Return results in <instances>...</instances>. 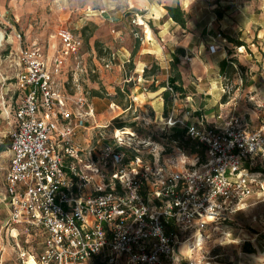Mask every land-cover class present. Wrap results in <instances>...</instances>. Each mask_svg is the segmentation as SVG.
<instances>
[{"label": "built area", "instance_id": "obj_1", "mask_svg": "<svg viewBox=\"0 0 264 264\" xmlns=\"http://www.w3.org/2000/svg\"><path fill=\"white\" fill-rule=\"evenodd\" d=\"M56 36L51 56L36 44L19 55L5 227L11 237L26 236L28 247L14 264H183L179 248L195 229L226 221L264 189V172L256 170L264 166V122L249 128L237 112L222 125L170 116L167 128L179 125L203 144L206 162L180 147V155L161 157L164 147L136 130L115 129L110 140L96 130L82 144L77 138L90 130L94 109L83 93H67L60 76L84 41L68 28ZM209 49L215 53L219 45ZM115 59L109 54L105 67ZM167 88L174 100L180 97ZM187 264L195 262L189 257Z\"/></svg>", "mask_w": 264, "mask_h": 264}, {"label": "rangeland", "instance_id": "obj_2", "mask_svg": "<svg viewBox=\"0 0 264 264\" xmlns=\"http://www.w3.org/2000/svg\"><path fill=\"white\" fill-rule=\"evenodd\" d=\"M62 1H66L64 6L61 4ZM57 2V0H17L16 5H11L8 1L4 6H0V95L1 90L9 87V84L15 79L18 71L16 64L19 60L21 47L36 44L48 54H51L53 47L57 46H54V44L58 43L56 37L57 31L61 27H68L72 32L82 35L84 47L78 58L75 56L68 58V66L65 67L60 80L61 87L72 95L83 93L89 100L93 96L94 91L97 90L101 94L99 97H102L106 103L109 100L108 93L112 92V95H115L118 87L128 90L125 96L120 97L119 100H122L124 105L131 104V108L124 114L116 116V114L124 109L123 104H117L118 106L110 105L107 112L99 117L97 116L94 122V124L107 125V128L103 130L106 134V140H110L115 134V129L122 128L123 130H128L130 128L129 126L120 127L122 124H134L140 138L146 137L148 141H155L164 147V154H161V157L167 158L168 156L175 157L180 155L178 146L164 136L165 134H169L168 132H171L169 128L161 131L160 129L153 128L152 123L150 126L145 125L144 127V114L142 113L144 106L135 105L132 99V90L135 83L139 82V79L148 90H153V87L158 88L161 84L155 80L153 81L151 77H145V71L142 73L140 71L143 64H140L139 61L146 59L147 67L145 68H148L149 72L155 70V74L161 73L160 69H157L159 65L155 58L139 54L145 32L136 25V22L137 18L141 16L149 23L150 17L147 14L148 11L145 8L137 6L131 7L127 0H118V3H112L109 0H59V3ZM89 2H93L94 7L105 8L106 11L103 13L98 11L93 12L97 13V15L93 16L94 19H91V21H86L88 25L85 27L87 29L83 30L80 17L85 15L83 9ZM197 2L202 7L206 3V0H197ZM111 6H115V8L111 9ZM184 12L188 20L191 12L185 9ZM111 13L118 15L117 20L110 21L108 19ZM3 17L7 21H4ZM115 28L123 36V39H118V44L129 46L131 54L129 61L124 63V67L121 66L122 61L116 58L113 61L112 67L107 68L103 60H98V56L108 57L109 53L113 50L109 49L108 44L110 40L114 41L112 29ZM233 46L228 50L229 56L230 59H237L236 56L240 55L239 48L241 46H235L234 44ZM115 48L117 49V46ZM242 52L254 65L252 68H249L237 64L236 71H238V74L234 76L228 73L227 77L223 78L222 84L229 86L230 92L236 89V82L238 84L242 82L243 85L250 84L253 81L252 76L256 80H259V82L260 80L264 81V43L261 44L257 39H253L250 43H246ZM172 62L170 63L172 64ZM188 62V58L181 59L179 64L176 63L178 70L186 71ZM120 66V76L126 74L129 77L128 80H121L119 83L109 82L108 84L105 75L114 72L115 68ZM136 68H139L140 75L142 74L144 79L148 81L141 79V76L139 78V75L135 73ZM164 74L166 75V72ZM168 85L172 86V81L165 79L166 89H168ZM188 92L186 91V93ZM185 95H180V97H184ZM257 100L249 101L248 99L246 103L249 107L257 109L256 111L260 114V110H264V107H259L257 103H261ZM98 102L101 103L102 101L98 100ZM0 107H2L1 103ZM105 108L107 107H102V109ZM145 109L152 116L153 110L148 107H145ZM113 116L115 117L112 118ZM245 121L249 128L256 125V122L251 121L248 116H246ZM6 125L7 121L0 114V144L7 140L8 145H11L13 130H6ZM134 130L131 129V131ZM147 151H150L149 148ZM185 154L193 160L194 155H190L187 152ZM152 158L151 154L147 155L149 161ZM8 163V153L0 152V264H14L20 248L28 247L24 239L26 236L24 237V235L19 234L18 237H11L6 232L5 222L8 217V208L2 199V192L4 191L3 179ZM261 179L264 181V176ZM245 206V208L238 210L226 221L218 225L213 224V227L208 226L203 228L201 230L202 234L197 233L199 232L197 229L191 233V235L193 234L192 239L186 245L189 244L188 248H190L192 243L195 247L192 252V255L196 254L195 264H209V261H212L214 253L218 252L223 254L219 258L228 259L230 255H237L240 251L247 250L250 247L248 245L250 244L248 241L250 238H255L258 234L259 238L264 237V189L257 191L249 197L245 201ZM239 238H242L240 243L234 241ZM252 253L259 255L260 251L255 250Z\"/></svg>", "mask_w": 264, "mask_h": 264}, {"label": "crops", "instance_id": "obj_3", "mask_svg": "<svg viewBox=\"0 0 264 264\" xmlns=\"http://www.w3.org/2000/svg\"><path fill=\"white\" fill-rule=\"evenodd\" d=\"M8 1L11 5H16L17 3V0H0V6H4V4ZM57 1V3H59V0ZM109 1L112 3H118V0ZM127 1L131 7L137 6L139 8H145L148 11V16L150 17L149 23L144 20L145 24H148L150 27V30H146L145 25H141L139 22H136V25H138V27L143 29L145 32L142 46H140L139 49V54L141 56H151L155 58L157 60V64L159 65L161 73L151 75L150 77L153 81L155 80L157 83L161 84L165 83V79L172 81L173 78L170 62L173 61L179 64L181 59H189L188 68L186 71H181L183 77V87L189 92L186 93L184 97L172 100L167 114H165V99L163 97V92L166 89L165 86L159 85L156 90H148L144 87L142 82H140V79L138 83H135L132 90V99L135 105L141 107L144 106V111H142L144 114V127L145 125L150 126L152 123L153 128L160 129L161 131L164 129L166 130L167 122L170 116H173L185 123L206 120L213 125H222L224 120L232 112L242 114L245 119L246 116H248L251 121L256 122V125L251 127L252 129H257L261 126L264 122V110H260L259 114L256 111L257 109L255 110L249 107L246 102L248 99L249 101L258 99L257 101L264 104V81L260 80L259 82V80H256L252 76L253 81H251L250 84L243 85L242 82L241 84L236 82V89L231 92L229 91V94L224 91V85L222 83L223 78L227 77L228 73L233 74L234 76L238 74V71H236L237 64L239 66L249 68H252L254 65L246 55L242 54L245 46H241L239 48L240 55L236 56L238 59H236L237 63L231 67V59L228 50L234 47V43L229 41L227 38H239L238 40L246 43H250L253 39H257L259 43H264V0H206V3L202 7H200L197 0ZM65 3L66 1H62L61 4L64 6ZM167 6H179L182 10L185 9L188 12H191L185 26L180 25L170 17L166 8ZM111 7V9L115 8V6ZM83 10L85 15L80 17L82 20V29L88 25L86 21H91V19H94L93 16L97 15V13L93 12L98 11L103 13L106 11L103 7H94L93 2L87 3ZM114 14L111 13L109 15L108 19L110 21L117 20L118 15ZM138 19L139 18H137V20ZM3 20L7 21L4 17ZM112 31L114 33V41L110 40L108 47L113 50L109 54H116V58H119L122 61L121 66L124 67V63L129 61L131 48L125 44H118V39H123V36L119 34V30L116 28L112 29ZM76 35L82 37L81 34ZM57 41L58 43L54 44V46H58L60 44L58 38ZM211 44L219 45V49L215 53L210 52L209 46ZM115 46H117V49ZM56 47H53L51 54H48L43 48L42 49L46 54L51 56ZM104 58L106 57H102L101 55L98 56V60H103ZM145 61L146 59L139 61L140 64H143V67L140 70L141 73L144 72L146 69L145 67H147ZM16 65L18 68V74L21 70L19 67V60ZM66 66H68V64ZM121 66L115 68L114 72L105 75L108 84L109 82L119 83L121 80H128L129 77H127L126 74H122V76H120L121 73L119 71ZM164 72H166V75ZM135 73L139 75V78L141 76V79L148 81L144 79L142 74L140 75L139 68H136ZM17 74L15 75L14 81L9 84V87H5L1 90L0 95L2 100V102L0 100V103L2 104V107H0V114L7 121L6 130L8 131H14L16 125L13 113V105L16 99V94L13 90ZM61 77L62 75L60 76V80ZM95 94H93L89 100L94 109V117L90 119L89 123L90 130H84V132L82 131L77 138V141L82 144L90 143L92 134L94 131V133H96L97 129L99 130L97 133L104 130V128L93 129V127H107V125L94 124L97 116L99 117L107 112L108 106L117 105V103L115 104L112 99L108 98V103H106L103 101L102 97ZM109 94L112 95V92L108 93V95ZM98 100L102 102L99 103ZM103 106H106L107 108L102 109ZM131 106V104L125 106L123 105L124 109L116 114V116L124 114L129 108H131ZM145 107L153 110L152 116L146 112ZM219 115L222 117L219 118ZM114 117L115 116L112 118ZM131 129L137 130L132 127L128 130L131 131ZM176 129L182 130L183 128L176 125L169 130L172 132ZM171 132L168 133L170 134ZM142 138L146 139V137ZM6 141L7 140L0 144H6V147L0 150V152L8 153L9 157V163L6 168L5 176L12 156L11 145H8ZM5 176L3 179V200L5 197ZM245 207L246 206H243V208ZM248 241L250 243V247L248 249L252 248L254 251L259 250V255L257 253L248 252L247 249L245 251H240L237 255H230V257L226 259L219 258L222 257L223 254L218 252L214 253L212 261H209V264H264V237L259 238L258 234L255 238H250ZM182 245L183 243L179 248V252L181 254L180 256L183 264H187V259L189 257H191L192 260H196V254L192 255L193 251L188 248L189 244L187 246Z\"/></svg>", "mask_w": 264, "mask_h": 264}, {"label": "trees", "instance_id": "obj_4", "mask_svg": "<svg viewBox=\"0 0 264 264\" xmlns=\"http://www.w3.org/2000/svg\"><path fill=\"white\" fill-rule=\"evenodd\" d=\"M168 10V13L170 15V17L176 21L177 23H179L182 26L186 25L187 22V18H186V14L184 12V10L181 9V7H174V6H167L166 7ZM87 28L84 27L83 30H86ZM229 41H231L232 43H234V45L236 46H246V43L244 41L235 39V38H227ZM235 63H237V60L232 58L230 60V65L231 67H233L235 65ZM172 66V86L173 89L175 91H178L181 93V95H185L186 90L183 87V77L181 74V71L178 70L177 68V64L175 62H172L171 64ZM157 69H159V66H157ZM155 74V70L149 72L148 68L145 69V77H150L151 75ZM161 85V84H160ZM162 86H165V83L162 84ZM157 87H153V90H156ZM128 90L122 89L121 87H118L116 89V93L115 95H108L109 99H112L114 102H116L117 104H123L122 100H119L120 97H124L125 93ZM96 93V94H95ZM95 95H101L100 92L98 91H94ZM163 97L165 99V114L168 113V109H169V105L173 100L172 94L170 92V90L165 89V91L163 92ZM124 105V104H123ZM125 106V105H124ZM132 127L135 128L134 124H122L120 127ZM169 141L174 142L178 147H180L181 149H183L185 152H187L190 155H194L197 154L200 158L201 162H206V147L198 142L192 141L188 138L185 137V130H180V129H176L174 131H172L170 134H165L164 135ZM6 147V144H2L0 145V150L4 149ZM256 170L262 171L264 172V166H258L256 168ZM250 245V244H248ZM254 249H248V252H253Z\"/></svg>", "mask_w": 264, "mask_h": 264}, {"label": "bare ground", "instance_id": "obj_5", "mask_svg": "<svg viewBox=\"0 0 264 264\" xmlns=\"http://www.w3.org/2000/svg\"><path fill=\"white\" fill-rule=\"evenodd\" d=\"M139 24H141V25H145V27H146V30H150V27L147 25V24H145V21L140 17L139 18ZM131 131H129V130H123V131H121V130H118L117 131V134H122V133H127V134H129ZM198 233H201V232H198ZM202 234V233H201ZM235 242H237V243H240L241 241H242V238H239V239H236V240H234ZM187 243H189V241H187V242H184L183 243V245L182 246H187L186 244Z\"/></svg>", "mask_w": 264, "mask_h": 264}]
</instances>
